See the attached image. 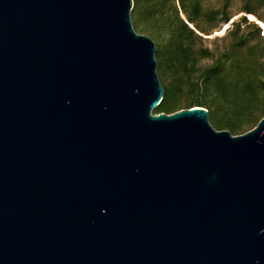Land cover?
I'll use <instances>...</instances> for the list:
<instances>
[{
	"label": "water",
	"instance_id": "95a60500",
	"mask_svg": "<svg viewBox=\"0 0 264 264\" xmlns=\"http://www.w3.org/2000/svg\"><path fill=\"white\" fill-rule=\"evenodd\" d=\"M133 7L0 0V264H264V116L153 113Z\"/></svg>",
	"mask_w": 264,
	"mask_h": 264
},
{
	"label": "trees",
	"instance_id": "16d2710c",
	"mask_svg": "<svg viewBox=\"0 0 264 264\" xmlns=\"http://www.w3.org/2000/svg\"><path fill=\"white\" fill-rule=\"evenodd\" d=\"M230 0L206 9L203 0H134L132 20L137 32L157 40V71L164 97L153 113H172L202 106L217 129L242 134L264 116V35L247 15L233 21L228 48L214 57L196 47L204 34L229 23ZM244 12L264 22V16L245 0ZM244 28H252V34ZM213 58L206 66L201 61Z\"/></svg>",
	"mask_w": 264,
	"mask_h": 264
},
{
	"label": "rangeland",
	"instance_id": "374dc122",
	"mask_svg": "<svg viewBox=\"0 0 264 264\" xmlns=\"http://www.w3.org/2000/svg\"><path fill=\"white\" fill-rule=\"evenodd\" d=\"M251 5L264 16V0H250ZM225 0H203L204 6L206 9L210 8H220L223 6ZM245 0H230L229 4V12L233 15V18L227 24H223L221 27L215 28L211 31L210 34H204V39L201 42L200 40L196 41V47L199 48L203 46L204 48H209L214 52V57L218 56L226 48H228L230 42L233 39V36L229 34V31L233 28V21H238L242 16L247 15L249 20H253L258 22V19L255 15L247 14L244 12ZM253 17V19L251 18ZM262 30V35H264V26L258 23ZM242 29L248 31L249 34H252V28H244ZM143 35H147L153 39L155 44L157 45V40L150 36L147 32H138ZM213 58H206L201 61V65L206 66L212 63Z\"/></svg>",
	"mask_w": 264,
	"mask_h": 264
},
{
	"label": "bare ground",
	"instance_id": "6f19581e",
	"mask_svg": "<svg viewBox=\"0 0 264 264\" xmlns=\"http://www.w3.org/2000/svg\"><path fill=\"white\" fill-rule=\"evenodd\" d=\"M251 18L253 19V17L251 16ZM258 22L261 24V25H263L264 26V22H262V21H260V20H258Z\"/></svg>",
	"mask_w": 264,
	"mask_h": 264
}]
</instances>
